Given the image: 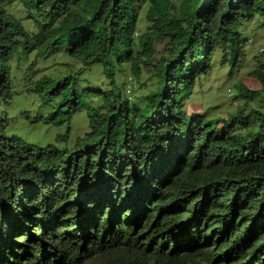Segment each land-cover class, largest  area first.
I'll return each mask as SVG.
<instances>
[{
    "label": "trees",
    "instance_id": "1",
    "mask_svg": "<svg viewBox=\"0 0 264 264\" xmlns=\"http://www.w3.org/2000/svg\"><path fill=\"white\" fill-rule=\"evenodd\" d=\"M258 12L264 0H0V264H264V106L254 123L239 109L222 127L185 107L216 51L238 63L239 27ZM51 53L100 65L112 85L82 86L81 69L29 85L47 122L104 99V112L87 108L91 131L63 148L9 134L2 116L12 61ZM128 64L157 77L142 101L117 80ZM254 73L264 92V63Z\"/></svg>",
    "mask_w": 264,
    "mask_h": 264
},
{
    "label": "rangeland",
    "instance_id": "2",
    "mask_svg": "<svg viewBox=\"0 0 264 264\" xmlns=\"http://www.w3.org/2000/svg\"><path fill=\"white\" fill-rule=\"evenodd\" d=\"M147 4L142 3L138 11V33L145 32L150 24L146 18ZM23 21L30 31H35L33 23L26 17L22 3L14 2L7 6ZM175 3L172 4L174 10ZM23 17V18H22ZM244 39L243 54L238 63L233 66L232 61H223L221 51H216L213 56L214 67L206 75L196 80L190 96L185 100V107L190 114L206 113L207 116L219 119L218 125L223 126L222 118H228L239 109L251 113L249 119L254 123V107L264 106V92L262 85L254 71L264 63V17L258 13L251 14L242 21L239 27ZM169 44L168 40H161L155 44V58L160 57ZM141 56L144 53L140 54ZM23 57V56H22ZM145 58V56H143ZM34 62L32 69L29 63ZM12 67L16 71L12 87V99L7 105L2 116L8 119V133L17 134L27 142L37 146L56 145L60 148L71 146L78 137L91 131L87 108H99L104 99L91 94L84 98V108L75 113L69 120L60 123L47 122L46 116L50 107L43 103L36 92L29 90V85L42 75H57L60 71H80L82 86L100 87L107 91L112 88L109 80L103 73L100 65L91 67L83 64L74 57L63 53H51L44 57L35 54L26 58L15 59ZM30 75V76H29ZM117 80L125 88V92L140 101L152 88L155 87L157 77L152 76V69L142 64L140 75H133L132 67L128 64L123 71H118ZM230 89V90H229ZM242 94L246 97L235 98ZM249 95V96H247ZM237 97V96H236ZM106 105L105 108H108Z\"/></svg>",
    "mask_w": 264,
    "mask_h": 264
},
{
    "label": "clouds",
    "instance_id": "3",
    "mask_svg": "<svg viewBox=\"0 0 264 264\" xmlns=\"http://www.w3.org/2000/svg\"><path fill=\"white\" fill-rule=\"evenodd\" d=\"M262 51L264 52V48H262ZM230 90V89H229Z\"/></svg>",
    "mask_w": 264,
    "mask_h": 264
}]
</instances>
